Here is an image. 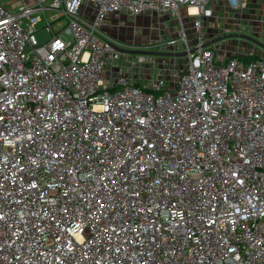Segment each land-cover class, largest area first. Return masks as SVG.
Here are the masks:
<instances>
[{
    "label": "built area",
    "instance_id": "1",
    "mask_svg": "<svg viewBox=\"0 0 264 264\" xmlns=\"http://www.w3.org/2000/svg\"><path fill=\"white\" fill-rule=\"evenodd\" d=\"M248 4L0 0V264H264V49L241 37L264 21ZM142 15L157 53L185 55L122 51L108 22Z\"/></svg>",
    "mask_w": 264,
    "mask_h": 264
},
{
    "label": "rangeland",
    "instance_id": "2",
    "mask_svg": "<svg viewBox=\"0 0 264 264\" xmlns=\"http://www.w3.org/2000/svg\"><path fill=\"white\" fill-rule=\"evenodd\" d=\"M15 0H2L4 4H9ZM48 3H51L53 0H47ZM87 3L84 2L80 9L79 14L84 15L87 14L89 9L86 8ZM55 14V15H54ZM245 17L252 18L258 16L257 19L264 21V0H249L248 8L244 10ZM56 16V12L49 13L47 12V16L51 18L52 16ZM187 18V17H186ZM173 19V18H172ZM215 20L210 22L208 28L205 32V40H212L214 37L218 35H222L221 28L223 27V20L219 18L215 23ZM45 20L41 21L38 26V33L36 34L38 41L43 43L50 39L51 35L44 29ZM191 20H188V23L185 25V28H190ZM112 24V26L110 25ZM151 24V18L146 15H142L136 18H129L127 16H122L120 19L111 18V20L107 24V28L111 29L113 33V39L117 41L122 46L132 47L131 49H135L139 52H154L157 53L158 49L154 48L153 43L158 39L157 35L150 34L149 27ZM109 25V26H108ZM165 25L167 28H171L170 17H165ZM186 35L188 39L195 40L196 36L194 32H182V35ZM244 35H251L250 32H244ZM257 36L262 38L259 40L261 43H264V34H260L256 32ZM175 38H179L178 32H175ZM121 46V47H122ZM125 50L126 48H120ZM127 50V49H126ZM162 57H156L157 61H160Z\"/></svg>",
    "mask_w": 264,
    "mask_h": 264
},
{
    "label": "water",
    "instance_id": "3",
    "mask_svg": "<svg viewBox=\"0 0 264 264\" xmlns=\"http://www.w3.org/2000/svg\"><path fill=\"white\" fill-rule=\"evenodd\" d=\"M229 37H235V35H231ZM241 37L257 46H259L260 48L264 49V43H261L258 39L251 37V36H246V35H241ZM219 40V39H218ZM216 40V41H218ZM124 52H128V53H132V54H147V55H154V56H162V57H175V56H183L185 54H174V53H154V52H139L136 50H123Z\"/></svg>",
    "mask_w": 264,
    "mask_h": 264
},
{
    "label": "bare ground",
    "instance_id": "4",
    "mask_svg": "<svg viewBox=\"0 0 264 264\" xmlns=\"http://www.w3.org/2000/svg\"><path fill=\"white\" fill-rule=\"evenodd\" d=\"M191 11H192V13H195L196 12V9H192Z\"/></svg>",
    "mask_w": 264,
    "mask_h": 264
},
{
    "label": "crops",
    "instance_id": "5",
    "mask_svg": "<svg viewBox=\"0 0 264 264\" xmlns=\"http://www.w3.org/2000/svg\"><path fill=\"white\" fill-rule=\"evenodd\" d=\"M109 26V25H108ZM112 26V25H111ZM107 30H109L111 32V29L110 28H107ZM112 33V32H111ZM113 34V33H112Z\"/></svg>",
    "mask_w": 264,
    "mask_h": 264
}]
</instances>
